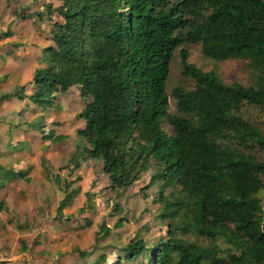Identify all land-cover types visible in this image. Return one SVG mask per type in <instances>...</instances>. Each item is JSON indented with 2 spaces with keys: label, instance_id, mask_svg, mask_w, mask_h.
<instances>
[{
  "label": "trees",
  "instance_id": "16d2710c",
  "mask_svg": "<svg viewBox=\"0 0 264 264\" xmlns=\"http://www.w3.org/2000/svg\"><path fill=\"white\" fill-rule=\"evenodd\" d=\"M70 1L31 99L52 105L54 92L79 85L91 98L78 116L84 158L102 162L113 189L154 163L148 187L162 183L159 219L169 222L167 239L148 247L134 238L112 264H264V128L243 115L264 108V0ZM184 43L210 59L247 61L256 80L227 84L181 50L182 75L195 86L173 90L170 113L166 82ZM107 261L102 254L96 264Z\"/></svg>",
  "mask_w": 264,
  "mask_h": 264
},
{
  "label": "rangeland",
  "instance_id": "374dc122",
  "mask_svg": "<svg viewBox=\"0 0 264 264\" xmlns=\"http://www.w3.org/2000/svg\"><path fill=\"white\" fill-rule=\"evenodd\" d=\"M71 9L70 0H0V182L5 180L0 184V264H96L102 254L108 261L101 264H112L113 254L134 238L148 247L168 238L169 222L159 219L161 203L156 201L162 183L148 187L154 163L132 186L113 189L102 162H85L88 145L77 128L85 123L78 116L90 97L72 88L54 92L53 105L2 98L9 91L19 96L34 92L32 76L43 66V48L53 45L52 26L63 22L61 11ZM181 50L192 65L215 71L227 84L249 86L256 80L247 61H217L205 57L200 45L184 43L173 55L166 82L170 113L176 112L173 90L195 86L182 75ZM22 104L29 105L27 112ZM243 115L264 128V108L244 107ZM163 128L172 134L167 122ZM258 157L264 160V153ZM9 163L16 172L25 168L24 177L7 175ZM173 192L166 188L164 194ZM218 244L226 248L223 240Z\"/></svg>",
  "mask_w": 264,
  "mask_h": 264
},
{
  "label": "crops",
  "instance_id": "0c3cea01",
  "mask_svg": "<svg viewBox=\"0 0 264 264\" xmlns=\"http://www.w3.org/2000/svg\"><path fill=\"white\" fill-rule=\"evenodd\" d=\"M10 16V15H9ZM8 18V16H6V19ZM10 21H15V16H13V15H11V17H10ZM12 30V29H11ZM9 33H7L6 34V37H7V39H9ZM49 46H52V44H49L48 46H45L43 49H46L47 47H49ZM43 52V55H42V58H41V61H42V64H43V66L41 67H38L37 69H41V68H44L45 66H46V64L44 63V50L42 51ZM36 69V70H37ZM35 70V71H36ZM34 71V72H35ZM33 76H34V73H33ZM33 76H32V80H33ZM33 85H34V83H33ZM72 88H77V89H80V93H81V96H82V90H81V87L79 86V85H76V86H72V87H70L69 89H67V90H65L64 92L66 93L67 91H69L70 89H72ZM25 88H24V86H22V90H24ZM34 92H35V85H34V90H33ZM34 92H31V94H22V95H18L17 93H14V92H11V91H9L7 94H4L3 96H2V98H4L6 101H7V103H13L14 101H19V103L21 102V101H23V100H27L28 98H29V100L31 101V96L34 94ZM83 97V96H82ZM21 98H25V99H23V100H21ZM54 100V99H53ZM33 103H35L34 101H32ZM53 103V102H52ZM36 104V103H35ZM53 105V104H52ZM29 105H27V106H25V104H22V108L21 109H24V111L25 112H27V107H28ZM86 107V106H85ZM85 109V108H84ZM84 111V110H83ZM82 113V112H81ZM35 118H36V116H35ZM79 127L77 128V130H79V129H83L84 128V126H85V123L84 122H82V121H80V125H78ZM28 130V129H27ZM30 130V129H29ZM33 132V131H32ZM24 140H26V139H24ZM16 142V141H15ZM89 161L90 160H85V162L86 163H89ZM93 161H96V160H93ZM9 165H10V167L8 168V173H7V175H11L12 173H14V174H16V176H20V177H24V175H25V173L26 172H24L23 170L25 169V168H23L22 170H20L19 172H16L15 170H14V166L15 165H11L10 163H9ZM12 172V173H11ZM5 181V180H4ZM4 181H2V182H0V184L1 183H3ZM2 185V184H1ZM60 208H61V206H60ZM59 208V209H60Z\"/></svg>",
  "mask_w": 264,
  "mask_h": 264
}]
</instances>
